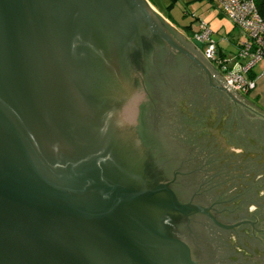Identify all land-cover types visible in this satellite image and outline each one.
Returning <instances> with one entry per match:
<instances>
[{
  "label": "water",
  "instance_id": "water-1",
  "mask_svg": "<svg viewBox=\"0 0 264 264\" xmlns=\"http://www.w3.org/2000/svg\"><path fill=\"white\" fill-rule=\"evenodd\" d=\"M165 22L147 0H0V264L263 262L247 245L249 263L234 261L197 218L198 262L163 226L203 215L231 228L178 198L215 184L182 169L204 158L180 142L174 103L226 119V133L234 107L264 121ZM244 180L242 198L255 177Z\"/></svg>",
  "mask_w": 264,
  "mask_h": 264
},
{
  "label": "flooded vegetation",
  "instance_id": "flooded-vegetation-1",
  "mask_svg": "<svg viewBox=\"0 0 264 264\" xmlns=\"http://www.w3.org/2000/svg\"><path fill=\"white\" fill-rule=\"evenodd\" d=\"M248 108L256 113V111L250 108L249 105ZM231 150H234V148L232 147ZM245 152H247L245 148L239 149L235 151V153L231 157L228 156L230 159L225 162L227 164L225 167L226 169H220L217 170V172H208L207 170L203 171L202 169L194 170V172L196 171L198 175L202 177L208 175L212 177L213 179L211 182L212 184H215L214 187L217 186V188L227 190L229 194L226 198V201L219 203V201L217 202L216 197L209 202H199L198 198L208 196L207 192L211 190L209 189V185L203 186L201 187V189L199 188L198 190H195L194 198H191L187 201H182L180 196L175 191L181 202L194 203L197 205L205 206L211 210L212 215L220 223L231 227H220L215 224L212 220L203 215H194L188 218H184L182 216H172L165 218L163 221V226H165V229L168 234L170 236H174L183 240L189 246L194 260H197L194 253L196 252V250H198L199 247L195 246V248L191 245V243L195 239L194 234H201L198 228L196 227V224L194 223L195 219L197 218L201 219L206 223V233L209 236L211 243L214 242L217 248H222V251L224 252H227L229 249L236 254V258H233L234 261L239 260V257L244 258L242 253H240L239 251L243 246L246 245V247H252V241H255L262 245L261 251H264V227L261 224V217L259 213L260 206L257 203L259 197V195H257L258 185H262L263 183L256 184V180L259 177V173L257 172L258 169H242V171H240V169H234V166L237 165V163H235L234 158L242 156V154ZM243 162L248 163V161L244 160ZM177 173L178 175L181 174L179 171ZM251 176L257 177H255L254 181L248 182L249 184L246 185V189L242 190L241 194L244 195L246 198H242L241 195L238 196V194L236 193L237 191H235V188L239 187L240 181L242 179L244 180V178H246L247 180H250ZM175 179L178 178L174 177L173 180ZM246 179L244 181L247 183ZM251 183L253 184L251 185ZM250 186H253V188ZM248 205L249 208L247 207ZM244 261L248 262V259H245ZM259 264H264V261Z\"/></svg>",
  "mask_w": 264,
  "mask_h": 264
},
{
  "label": "rangeland",
  "instance_id": "rangeland-1",
  "mask_svg": "<svg viewBox=\"0 0 264 264\" xmlns=\"http://www.w3.org/2000/svg\"><path fill=\"white\" fill-rule=\"evenodd\" d=\"M180 2L182 3L181 5L178 4L174 6L175 0H167L168 6L171 7L172 4L174 5L171 8H168V10L167 8L162 9L164 10L165 16L179 27L194 26V28H197L199 22H205L212 32L213 41L216 43L218 42L226 47L230 56L235 53L236 44L246 41V35L241 30L236 28L231 20L221 13V9L218 4L212 13L203 12V14L200 15L199 10L201 5L199 4L201 3L198 1L184 3V0H180ZM170 3L171 5H169ZM186 12L190 15H186ZM192 13L196 15H193ZM192 15L194 18H198L194 23H192ZM178 30L201 55L197 45L191 41L189 36L182 29ZM240 95L244 98L243 94ZM245 97L250 98V94ZM249 98H247L248 101H250ZM256 106L260 108L259 105ZM261 111L264 113V109ZM228 136V140L230 141V150L232 147L235 151L244 148L247 150V152L243 153L242 156H238L235 159L244 169H258L257 172L259 173V177L257 180L260 183H263L262 186L264 188V121L259 118L249 117L241 110L234 107L232 109V118L229 126ZM234 150H231L232 154L235 153ZM243 160L248 161V163H244ZM261 246L262 245L260 244L253 243V248L251 247V249L264 261V251H261Z\"/></svg>",
  "mask_w": 264,
  "mask_h": 264
},
{
  "label": "built area",
  "instance_id": "built-area-1",
  "mask_svg": "<svg viewBox=\"0 0 264 264\" xmlns=\"http://www.w3.org/2000/svg\"><path fill=\"white\" fill-rule=\"evenodd\" d=\"M220 6L221 12L246 35L237 57L226 60L219 56L212 32L205 22H199L191 41L202 57L213 67L222 79L239 94L252 91L256 79L248 78V73L264 61V16L259 4L264 0H212Z\"/></svg>",
  "mask_w": 264,
  "mask_h": 264
},
{
  "label": "trees",
  "instance_id": "trees-1",
  "mask_svg": "<svg viewBox=\"0 0 264 264\" xmlns=\"http://www.w3.org/2000/svg\"><path fill=\"white\" fill-rule=\"evenodd\" d=\"M175 4V3H174ZM172 4L171 7L174 5ZM169 7V8H171ZM259 9L264 16V3L261 1L259 4ZM224 15V14H223ZM169 19V18H168ZM170 20V19H169ZM171 21V20H170ZM172 22V21H171ZM173 23V22H172ZM181 29L189 36L191 39L193 36L194 31L191 29V26H185L181 27ZM217 48L219 56L223 59H226V57L221 52L218 42ZM241 43L238 46V50L240 48ZM238 54V51H237ZM234 57V59L237 57ZM230 60L231 59H226ZM248 78L255 79V75L253 73V70L248 73ZM206 90L212 92L216 91L213 89L210 85H203ZM207 91V92H208ZM253 91V90H252ZM252 91H248L243 93V96H247ZM219 93V92H218ZM181 104V105H180ZM178 104V102L174 103V108L176 111H179L182 116L177 118V124H178V137L180 139V142H185L190 145V147L195 148L196 152L201 153V158L204 160L201 161V159H197L195 161L194 157L197 156H189V160L183 165L184 168L182 169H202L207 170L208 172H217V170L220 169H226V161L230 159L228 156H232V154H229L227 152L228 144H230V141L227 139L228 133H226L225 127H226V119L220 120L221 118L217 115H213L209 112L207 113H200L196 110H194V106L190 105L188 102H183ZM142 116L140 117V121L142 119ZM218 131L219 135H215V132ZM226 133V134H225ZM221 139L225 142L222 143ZM203 155V156H202ZM207 157V158H206ZM192 158V160L190 159ZM195 165V167L193 166ZM208 196L211 198H216L217 202L222 203L226 201L229 192L227 190H223L221 188H217L213 186V188H209ZM212 194H216V196H213Z\"/></svg>",
  "mask_w": 264,
  "mask_h": 264
},
{
  "label": "crops",
  "instance_id": "crops-1",
  "mask_svg": "<svg viewBox=\"0 0 264 264\" xmlns=\"http://www.w3.org/2000/svg\"><path fill=\"white\" fill-rule=\"evenodd\" d=\"M150 4V6L154 9V11L159 14L165 21H167V23L173 25L175 28L181 29V27H179L178 25H176L175 23H172L164 14V10L170 7L167 4V0H147ZM192 1H198L200 6V10H199V14L202 15L203 12H209L212 13L213 10L215 9V7L217 6V3L213 2L212 0H184V3H191ZM197 3V2H196ZM181 5L182 3L180 2V0H175V5ZM171 5V3L169 4ZM222 13V12H221ZM186 15H190L189 13H185ZM193 15H196L194 13H192ZM223 14V13H222ZM192 15V23H194L198 18H194ZM198 15V14H197ZM199 15V16H200ZM194 18V19H193ZM185 27V26H182ZM191 29L193 31L196 30V28H194V26H191ZM245 36V35H244ZM219 48L221 50V52L223 53V55L226 57V59H231L233 60L234 57L237 54V50H238V46L239 44L235 45V53L232 54L231 56L228 54V50L226 47H224L222 44L218 43ZM253 73L255 75V79H256V87L255 89L250 93V98L249 97H245V99L248 101L247 98L250 99V103H253L255 106L259 105L260 108L258 106H256L260 111L262 109H264V61H261L260 63H258L254 69H253ZM253 101V102H251Z\"/></svg>",
  "mask_w": 264,
  "mask_h": 264
}]
</instances>
